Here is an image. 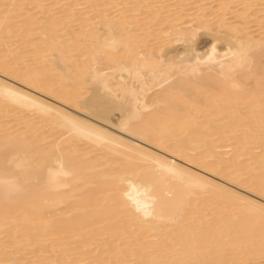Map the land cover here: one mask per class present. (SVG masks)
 <instances>
[{
    "label": "bare ground",
    "instance_id": "1",
    "mask_svg": "<svg viewBox=\"0 0 264 264\" xmlns=\"http://www.w3.org/2000/svg\"><path fill=\"white\" fill-rule=\"evenodd\" d=\"M192 1L0 0V264H264L263 205L122 137L264 199V0Z\"/></svg>",
    "mask_w": 264,
    "mask_h": 264
},
{
    "label": "rangeland",
    "instance_id": "2",
    "mask_svg": "<svg viewBox=\"0 0 264 264\" xmlns=\"http://www.w3.org/2000/svg\"><path fill=\"white\" fill-rule=\"evenodd\" d=\"M33 1V0H32ZM58 2L59 0H46V4L48 3L49 4V2ZM192 1V0H191ZM194 1V0H193ZM193 1L192 2H189L188 4H192L193 3ZM196 2L197 1H199V0H195ZM209 1H212V0H209ZM50 2V3H51ZM131 2H133V1H131ZM29 4L31 3L30 1L28 2ZM205 3H208V2H205ZM197 4V3H196ZM93 5V4H92ZM133 5V4H132ZM132 5H130V7H132ZM195 5V3H193L192 5H189V7L190 6H194ZM209 5H211V4H209ZM208 5V6H209ZM135 6H137V7H139L138 5H135L134 4V7ZM5 7V6H4ZM29 7H31V6H29ZM29 7L27 8H25V9H23V8H21L18 12H12V13H15V14H19V16L18 15H14L15 17H21L20 15L22 14L23 15V13H25L24 11H26V10H28L29 9ZM207 7V6H206ZM211 6H209V8H210ZM140 10H142L141 8H139ZM138 9V11H140ZM22 11V12H21ZM56 12L58 11V10H55ZM54 11V12H55ZM137 11V10H136ZM20 12V13H19ZM55 12V13H56ZM140 12H143V17L144 16H146L147 15V13H145V10L143 11H140ZM139 12V13H140ZM11 13V14H12ZM31 13V12H30ZM145 13V14H144ZM14 16H13V18H12V20L14 19V22L17 20V18H14ZM54 16L56 17H58L59 16V13H56V14H54ZM226 19H228V18H226ZM232 21H234V20H231V21H229L228 23H231ZM75 24V23H74ZM251 25V24H250ZM250 25H249V27H250ZM251 26H253V25H251ZM257 27H258V29L260 28V27H262V24L260 25H257ZM256 28H253V29H249V30H246L247 32H251L252 30H255ZM251 30V31H250ZM245 31V32H246ZM260 31V32H259ZM258 32L259 33H261V31H262V33L264 32L263 30H259ZM228 33L229 32H227V34H225V35H223L222 34V37L223 38H227V36H228ZM257 34V33H256ZM16 35H19V34H15L14 36L15 37H13L12 38V40H13V42L14 41H16L17 40V37H16ZM225 36V37H224ZM29 37H30V39H29ZM28 37V39L29 40H31L33 37H35V36H29ZM222 37H220L221 38V40H220V38L218 39L219 40V42H216L215 43V46H217L218 47V45L221 43V42H223L222 41ZM20 38V35L18 36V39ZM205 39L207 40V41H210V39L208 38V37H205ZM12 40H8V41H6V44H5V46H10V43L12 44L13 42H12ZM23 40H26V39H23ZM29 40L27 41H22V42H24V43H28L29 42ZM11 41V42H10ZM7 43H9V44H7ZM1 49V48H0ZM3 49V48H2ZM29 62V61H28ZM27 62V64H29V63H31V62H29L28 63ZM22 63H24V62H22ZM32 65V64H31ZM38 65V64H37ZM34 66V65H33ZM1 78H3V76H1L0 77V80H4V82H7V80L6 79H1ZM9 83H11L10 81H8ZM12 84V83H11ZM18 86V85H17ZM19 88H21V86H19ZM22 89H25L24 87H22ZM25 91L26 92H29V93H31V94H33L34 96H36L38 99H40V101H41V99H42V102H45V103H48V104H50V105H53V106H55V107H57V108H59V109H61V110H63V111H65V112H69L71 115L72 114H77L76 116L78 117V118H80V119H86V117L85 116H83L82 114H79V113H77V112H75V111H73L74 109H72L71 108V110L70 109H68V108H66V107H64V106H62V105H60L59 103H57V102H55L54 100H51V98H48L47 97V95L46 96H44V95H42V94H40V93H37L36 94V92H32L31 91V89H29V88H27V90L25 89ZM11 108H9L8 110H10ZM15 112H17V111H15ZM23 114V113H22ZM21 114V115H22ZM8 115V114H7ZM24 115V114H23ZM16 117H20V115L19 114H17L16 115ZM22 117V116H21ZM83 117V118H82ZM85 117V118H84ZM34 117H31V119H32V123H38L37 125L38 126H45L44 124L45 123H39V121H40V119H38V121H37V119H33ZM7 120H11L9 117H7L6 118ZM6 119H4V121H6ZM89 120V119H88ZM46 128H48L49 129V127L48 126H45V128L43 127V130H45V131H48ZM107 131H109L110 133L111 132H113L112 134L113 135H116V136H119V137H121L122 136V134L120 133V132H118L117 130H110V128L108 129L107 128V126H105L104 127ZM121 134V135H120ZM126 136V135H125ZM124 135L122 136V137H124V139L125 138H127V140L126 141H130L131 143H133V145H136V146H138V147H140V148H144L145 150H147V151H150V152H152V153H154V154H156V155H158V156H161V157H164V158H166L167 160H173L177 165H179V166H182V168H184V169H186V170H188V171H191V172H194V173H196L197 175H199L200 177H202V178H204V179H206V180H208V181H211L212 183H214V184H217V185H220L221 187H223L224 189H226V190H228V191H231V192H234L235 194H237L239 197H243L244 199H248V200H250V201H254V202H256V203H260V205H263L264 206V199H262V198H260L259 196H257V195H255V194H253V193H251L250 191H248V190H245V189H243L242 187H240V186H238V185H235V184H231V183H228V182H226L224 179H222V178H220L219 176H216V175H214V174H212V173H208V172H206L205 170H203V169H199V168H197L196 166H194V165H192V164H188V163H184V161H180V159H176V158H174V157H171L172 155H170L169 153H165V152H162V151H160L159 149H157L156 147H153V146H151V145H148V144H146V143H143L142 141H140V140H136L135 138H128V136H126L125 137ZM89 187H91V186H89ZM1 238V237H0Z\"/></svg>",
    "mask_w": 264,
    "mask_h": 264
}]
</instances>
